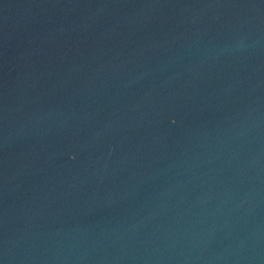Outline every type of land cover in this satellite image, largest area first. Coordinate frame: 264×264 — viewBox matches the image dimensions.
<instances>
[{"label":"water","instance_id":"obj_1","mask_svg":"<svg viewBox=\"0 0 264 264\" xmlns=\"http://www.w3.org/2000/svg\"><path fill=\"white\" fill-rule=\"evenodd\" d=\"M0 264H264V0H0Z\"/></svg>","mask_w":264,"mask_h":264}]
</instances>
